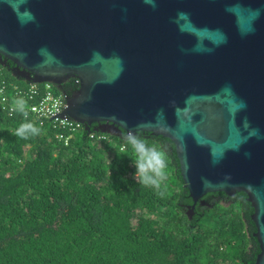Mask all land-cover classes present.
Returning <instances> with one entry per match:
<instances>
[{
  "label": "water",
  "instance_id": "water-1",
  "mask_svg": "<svg viewBox=\"0 0 264 264\" xmlns=\"http://www.w3.org/2000/svg\"><path fill=\"white\" fill-rule=\"evenodd\" d=\"M0 65L79 79L48 119L170 139L187 217L209 192H244L249 264H264V0H0Z\"/></svg>",
  "mask_w": 264,
  "mask_h": 264
},
{
  "label": "trees",
  "instance_id": "trees-1",
  "mask_svg": "<svg viewBox=\"0 0 264 264\" xmlns=\"http://www.w3.org/2000/svg\"><path fill=\"white\" fill-rule=\"evenodd\" d=\"M0 66L5 80L25 85ZM60 88L77 85L70 79ZM94 126L93 140L80 125L65 145L49 120L0 108V264L254 262L259 246L244 192H209V205L196 204L189 218L185 204L193 201L170 139L138 131L165 154L167 179L157 189L135 176L127 134Z\"/></svg>",
  "mask_w": 264,
  "mask_h": 264
},
{
  "label": "built area",
  "instance_id": "built-area-1",
  "mask_svg": "<svg viewBox=\"0 0 264 264\" xmlns=\"http://www.w3.org/2000/svg\"><path fill=\"white\" fill-rule=\"evenodd\" d=\"M2 77L0 66V108H6L9 114H13L15 107H18L26 116H32L35 119L49 120L55 130L54 137L63 141L65 145L73 137L80 123L74 119L65 116L52 118L48 117L55 112H59L67 104L64 102L63 95L67 94L60 87L52 82H26L25 85L8 82ZM74 84L79 85V79L72 77ZM92 140L94 133H89ZM97 139L102 140L106 136L104 133L97 134Z\"/></svg>",
  "mask_w": 264,
  "mask_h": 264
},
{
  "label": "clouds",
  "instance_id": "clouds-1",
  "mask_svg": "<svg viewBox=\"0 0 264 264\" xmlns=\"http://www.w3.org/2000/svg\"><path fill=\"white\" fill-rule=\"evenodd\" d=\"M125 140L137 154L136 163H134L135 176L145 186L159 189L160 183L167 179L165 154L138 135V129H129Z\"/></svg>",
  "mask_w": 264,
  "mask_h": 264
},
{
  "label": "flooded vegetation",
  "instance_id": "flooded-vegetation-1",
  "mask_svg": "<svg viewBox=\"0 0 264 264\" xmlns=\"http://www.w3.org/2000/svg\"><path fill=\"white\" fill-rule=\"evenodd\" d=\"M21 79H22V78H21ZM70 79H71V78H70ZM70 79H68L67 81H70ZM196 204H199L201 207H204V206H206V205H209V201H207L203 196H202L199 200H197V201L194 203V208L190 210L191 213H192L190 218L195 217V215H196V213H197V211H195V205H196Z\"/></svg>",
  "mask_w": 264,
  "mask_h": 264
},
{
  "label": "rangeland",
  "instance_id": "rangeland-1",
  "mask_svg": "<svg viewBox=\"0 0 264 264\" xmlns=\"http://www.w3.org/2000/svg\"><path fill=\"white\" fill-rule=\"evenodd\" d=\"M18 79H19V78H18ZM18 79L16 78V80H18ZM18 81H19V80H18ZM15 82H17V81H15ZM20 82H21L22 84H26V83H25L26 81L21 80Z\"/></svg>",
  "mask_w": 264,
  "mask_h": 264
}]
</instances>
